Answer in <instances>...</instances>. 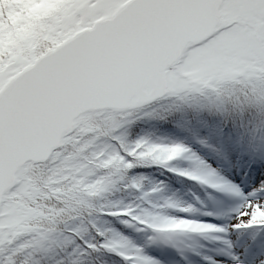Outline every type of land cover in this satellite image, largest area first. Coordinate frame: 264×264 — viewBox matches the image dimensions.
<instances>
[{"label":"snow or ice","instance_id":"1","mask_svg":"<svg viewBox=\"0 0 264 264\" xmlns=\"http://www.w3.org/2000/svg\"><path fill=\"white\" fill-rule=\"evenodd\" d=\"M234 85L240 86L243 103L264 107V0H0V193L7 176V186H18L15 196L39 194L35 161L52 164L48 187L65 179L78 185L83 177L75 174L91 176L121 166L128 170L133 160L144 161L138 155L144 140L128 147L111 135L121 125L104 112L112 107L105 103L108 97L136 89L142 98L130 107H139L164 94L220 93ZM85 134L92 135L82 141ZM69 144L71 152L57 151ZM186 151L177 144L169 158L152 161L166 164ZM179 174L207 183L193 173ZM101 184L102 178L89 186ZM211 186L228 190L220 183ZM126 187L140 186L133 182ZM52 191L62 198L60 190ZM231 192L242 195L235 188ZM179 210L187 213L191 206ZM101 213L126 217L124 223L141 228L157 227L134 207ZM33 214L51 220L58 211L32 210L21 200L10 206L6 232L0 204V254L20 236L33 234L0 256V264H16L18 254L31 249V257L56 243L57 230L23 222ZM233 219L232 230H264V185L248 194ZM163 222L175 228L165 234L226 231L191 219L165 216ZM68 232L79 238V229ZM70 242L65 238L64 243ZM127 247L123 237L83 244L86 250L103 248L128 264H157L140 248L129 254Z\"/></svg>","mask_w":264,"mask_h":264},{"label":"trees","instance_id":"2","mask_svg":"<svg viewBox=\"0 0 264 264\" xmlns=\"http://www.w3.org/2000/svg\"><path fill=\"white\" fill-rule=\"evenodd\" d=\"M104 112H110L121 125L111 135L119 136L126 146L132 147L138 140L146 142V146L138 153L144 161L133 160L134 167L128 170L121 166L99 169L91 176L78 173L75 175L83 177L81 184L77 185L75 181L65 179L50 187L45 184L51 174L52 164L47 161L34 163L41 192L15 196L14 193L18 191L15 186L4 196V212H8L9 201L12 200H22L32 210L48 212L55 209L58 214L51 220L33 214L23 222L33 228L55 229L59 235L50 250L34 252L31 257L28 253L32 250H26L15 257L16 264H23L26 259L27 264H33V261H38L39 264H72L73 261L76 264H120L116 254L103 248H83L84 243L99 245L108 240L128 238L131 234L127 225H134V222L124 223L128 218L103 214L101 211L134 207L137 215L144 217L150 211L144 197L154 200L153 189H158L157 193L161 197L175 196V192L179 191V184L187 185L178 174L195 172V165L185 162L180 156L166 164L152 160H166L171 156L173 147L185 139L193 142L194 136L205 141L211 150H216L221 132L224 133L226 144L230 146L236 144L244 133L248 137L257 134L263 141L264 149V107L243 103L239 85L220 93L204 90L167 95L149 105L126 112ZM101 119L103 114L96 116L95 122ZM90 135L92 134L82 135L81 140H88ZM162 143H165V149L161 147ZM64 148L68 152L72 151L71 144L58 148L57 151H63ZM262 152L260 158L264 161V151ZM101 178L100 186H89ZM133 182L139 184V190L126 187ZM52 188L60 190L63 193L62 198L57 199ZM194 190L198 192V189ZM177 196H181V193H177ZM183 198L186 196L183 195ZM70 228L79 229V238L69 235ZM99 233H103V237ZM32 235H22L12 245H6L7 250L0 256L7 255L11 248L30 240ZM65 238L71 242L64 243Z\"/></svg>","mask_w":264,"mask_h":264},{"label":"rangeland","instance_id":"3","mask_svg":"<svg viewBox=\"0 0 264 264\" xmlns=\"http://www.w3.org/2000/svg\"><path fill=\"white\" fill-rule=\"evenodd\" d=\"M183 146V145H181ZM184 157L193 160H202V149L192 150L187 148ZM203 180H206L210 186L211 194L205 198V204L201 207H196L193 204H175L176 208H171L172 212L166 213L162 210L164 204L159 209L151 208V213L147 214V221H151L152 224L157 227L154 229H147L153 232L158 239L146 240L148 243V252L142 250V254L154 259L157 264H176L174 260H163L162 256L157 254V251H164L166 255L170 254L172 248L178 249L183 255L188 256V251H194L200 258L209 257L210 260L215 259L216 264H264V236L260 233L255 235L253 239L247 237V230H232L230 225L234 222L233 216L239 207L245 202L248 194L253 193L254 189H258L259 186L264 185V164L259 165L252 174L247 177L246 174H236L234 170L230 169L226 164H210L205 168L199 170L198 175ZM200 181V180H199ZM224 184L227 186V191H222L212 187L213 184ZM18 188V186H17ZM238 189L242 195H233L231 189ZM9 201V207L7 213L3 216L5 223L4 231L8 228L10 222V206H15L18 201ZM160 201V200H159ZM165 203V202H164ZM169 206V202H167ZM191 206L190 212H181L179 209L182 207ZM205 215L212 216L206 218ZM33 215H30L31 218ZM165 216L178 218V219H191L196 222L212 224L215 226L223 227L226 229L223 233H196L191 230H184L183 233L165 234L169 231H175L172 225L165 224L163 218ZM191 223V221H189ZM147 233V232H146ZM147 235V234H146ZM186 235H193L198 238L207 239L209 236L211 240L206 245L201 244L205 248L197 247V242L194 238H190ZM259 236V239L257 238ZM214 237L215 240H212ZM127 240V239H126ZM257 240V247L255 248V241ZM128 241V247L124 249L129 254L133 252L137 247L132 241ZM196 248V250H194ZM233 256H237L239 259H232ZM162 259V260H161ZM180 264V263H177ZM194 264H205L201 259H196Z\"/></svg>","mask_w":264,"mask_h":264},{"label":"water","instance_id":"4","mask_svg":"<svg viewBox=\"0 0 264 264\" xmlns=\"http://www.w3.org/2000/svg\"><path fill=\"white\" fill-rule=\"evenodd\" d=\"M164 95H166V94H164ZM164 95L159 96V97H157L154 100L148 101L147 103H144L141 106L149 104V103H151V102L163 97ZM141 98H142V93L141 92H139L136 89H129V90H126L124 92L118 93V94H116L114 96L108 97L105 100V103L112 106V107L107 108L108 110H112V111H126V110L137 108V107H130V106L135 104ZM141 106H139V107H141ZM107 109H105V110H107ZM85 113H87V112H85ZM40 162H44V161H35L34 163H40ZM7 179L8 178L6 176L5 177V185L6 186L4 187L3 192L0 193V204H2V202H3L4 194L8 190H10L11 188L14 187V186H11V187L7 186Z\"/></svg>","mask_w":264,"mask_h":264}]
</instances>
